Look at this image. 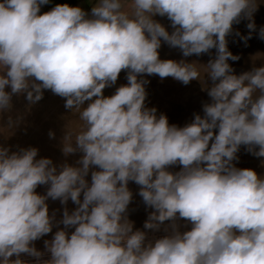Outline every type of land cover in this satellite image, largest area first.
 <instances>
[{
  "label": "clouds",
  "instance_id": "1",
  "mask_svg": "<svg viewBox=\"0 0 264 264\" xmlns=\"http://www.w3.org/2000/svg\"><path fill=\"white\" fill-rule=\"evenodd\" d=\"M49 2L0 0V114L14 95L34 105L50 90L82 122L65 126L62 154L81 155L57 165L36 147L0 145V264H264V176L234 163L241 146L264 158V66L235 74L227 40L241 19L251 38L257 0H94L90 13L67 3L41 13ZM162 41L185 58L215 56L161 59ZM122 71L127 83L105 96ZM145 76L203 79L210 102L170 124L146 105ZM21 120L9 116V128ZM129 182L151 209L143 229L128 217Z\"/></svg>",
  "mask_w": 264,
  "mask_h": 264
},
{
  "label": "rangeland",
  "instance_id": "2",
  "mask_svg": "<svg viewBox=\"0 0 264 264\" xmlns=\"http://www.w3.org/2000/svg\"><path fill=\"white\" fill-rule=\"evenodd\" d=\"M93 2L94 0H91V3L87 6L89 8L87 12L89 13ZM257 3V9L253 14L256 29L252 32L251 38L246 43L241 39L243 36H248L250 31L247 28L249 22L247 19H241L240 23L234 24L232 34L227 37L229 51L239 57L237 61H229L234 69V73L237 75L250 71L254 66H264V39L259 38L258 35L260 28L264 27V0H257ZM44 11L45 9L42 6L41 13ZM154 19L163 24L169 31H172L167 17L156 16ZM237 32L240 34L239 36L236 35ZM159 53L161 59H173L177 61L185 59L187 62L195 61L200 64H207L209 59L214 58L215 49L211 50L209 54L193 55L185 58L179 49L170 48L162 41ZM201 71L203 77V68H201ZM126 75V71H122L116 84L104 89V95L110 96L115 92L117 87L126 84ZM143 78L150 81L146 85L148 93L146 105L157 108L158 114H166L170 124L184 126L191 122L194 114L203 115L202 105L210 102V98L204 90V84H202L203 79L202 81L193 80L188 85H183L171 77L163 80L158 76H145ZM205 81L207 84H211V81L207 80V76H205ZM8 90L10 91V89ZM12 104L13 108L9 112L0 114V145L10 147L12 151H16L19 148L36 147L39 150L37 158H51L57 165L65 161L72 165L76 164L81 154L76 153L65 157L61 151V141L65 126L79 131L82 127V122L79 120L78 113H71L70 110L64 107V98L54 95L50 90H45L43 99L34 105H29L24 95H14L12 97ZM9 116L13 119L18 116L22 117L21 122L14 129L8 126L7 121ZM50 131L55 133V138L49 137ZM237 155L239 159L238 161H234L236 167L250 168L255 170L258 175L264 176V163H262L264 162V158L253 156L247 152L244 146H241ZM170 170L179 171L180 166H173ZM88 179L90 180V174ZM129 189L133 193V200L129 205L128 217L134 222V230L143 229L144 221L147 219L148 212L151 209L146 210L142 198L138 195V185L134 182H129ZM36 191L44 194L46 186H39ZM47 203L50 214L55 212L56 219H61L64 206L58 200L53 201L49 199ZM67 207L71 211L75 208V205L69 201ZM60 227L63 226L60 225ZM56 230L57 228L54 227L52 233L35 241V247L40 251H44V240L51 239ZM156 235H163V233L160 232ZM22 258L28 260L30 264L33 259L27 256ZM44 258H48L47 254Z\"/></svg>",
  "mask_w": 264,
  "mask_h": 264
},
{
  "label": "crops",
  "instance_id": "3",
  "mask_svg": "<svg viewBox=\"0 0 264 264\" xmlns=\"http://www.w3.org/2000/svg\"><path fill=\"white\" fill-rule=\"evenodd\" d=\"M64 3H67L70 6H79L84 10H86L87 12L89 10L87 6H89L91 0H50V2L47 5H43V8L45 9L44 12L51 10V8L54 7L56 4H64Z\"/></svg>",
  "mask_w": 264,
  "mask_h": 264
}]
</instances>
